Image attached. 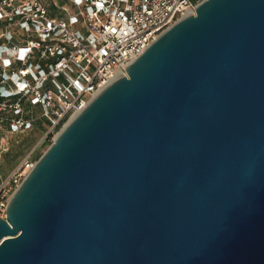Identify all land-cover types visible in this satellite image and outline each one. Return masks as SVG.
Segmentation results:
<instances>
[{
  "label": "water",
  "instance_id": "95a60500",
  "mask_svg": "<svg viewBox=\"0 0 264 264\" xmlns=\"http://www.w3.org/2000/svg\"><path fill=\"white\" fill-rule=\"evenodd\" d=\"M0 264H264V0H202L59 131Z\"/></svg>",
  "mask_w": 264,
  "mask_h": 264
},
{
  "label": "built area",
  "instance_id": "2783aa9c",
  "mask_svg": "<svg viewBox=\"0 0 264 264\" xmlns=\"http://www.w3.org/2000/svg\"><path fill=\"white\" fill-rule=\"evenodd\" d=\"M202 0H0V120L21 130L41 106L48 134L62 127L148 45ZM56 134V135H57ZM36 160L0 179V217Z\"/></svg>",
  "mask_w": 264,
  "mask_h": 264
},
{
  "label": "rangeland",
  "instance_id": "374dc122",
  "mask_svg": "<svg viewBox=\"0 0 264 264\" xmlns=\"http://www.w3.org/2000/svg\"><path fill=\"white\" fill-rule=\"evenodd\" d=\"M28 116L36 117L32 124L21 130H12L9 119L0 120V173L9 174L25 157L37 160L54 140L57 130L49 134L50 123L41 116L40 105L25 103ZM1 115L7 112L1 111Z\"/></svg>",
  "mask_w": 264,
  "mask_h": 264
},
{
  "label": "trees",
  "instance_id": "16d2710c",
  "mask_svg": "<svg viewBox=\"0 0 264 264\" xmlns=\"http://www.w3.org/2000/svg\"><path fill=\"white\" fill-rule=\"evenodd\" d=\"M6 175H8V174H6ZM6 175H2V174L0 173V179H1V177H4V176H6Z\"/></svg>",
  "mask_w": 264,
  "mask_h": 264
},
{
  "label": "crops",
  "instance_id": "0c3cea01",
  "mask_svg": "<svg viewBox=\"0 0 264 264\" xmlns=\"http://www.w3.org/2000/svg\"><path fill=\"white\" fill-rule=\"evenodd\" d=\"M26 103H29V102H26ZM31 104H33V103H31ZM35 106H37L38 104H34Z\"/></svg>",
  "mask_w": 264,
  "mask_h": 264
}]
</instances>
